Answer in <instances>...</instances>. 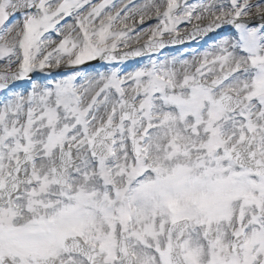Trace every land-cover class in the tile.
Wrapping results in <instances>:
<instances>
[{
	"label": "snow or ice",
	"instance_id": "snow-or-ice-1",
	"mask_svg": "<svg viewBox=\"0 0 264 264\" xmlns=\"http://www.w3.org/2000/svg\"><path fill=\"white\" fill-rule=\"evenodd\" d=\"M0 264H264V0H0Z\"/></svg>",
	"mask_w": 264,
	"mask_h": 264
},
{
	"label": "rangeland",
	"instance_id": "rangeland-1",
	"mask_svg": "<svg viewBox=\"0 0 264 264\" xmlns=\"http://www.w3.org/2000/svg\"><path fill=\"white\" fill-rule=\"evenodd\" d=\"M154 24H155V21H154V20H153V21H147V22H146V25H148V26H149V25H153V26H154Z\"/></svg>",
	"mask_w": 264,
	"mask_h": 264
},
{
	"label": "bare ground",
	"instance_id": "bare-ground-1",
	"mask_svg": "<svg viewBox=\"0 0 264 264\" xmlns=\"http://www.w3.org/2000/svg\"><path fill=\"white\" fill-rule=\"evenodd\" d=\"M143 2H144V0H142V1L138 2V3H143ZM191 58H192V56H191ZM191 58H190V59H191Z\"/></svg>",
	"mask_w": 264,
	"mask_h": 264
}]
</instances>
